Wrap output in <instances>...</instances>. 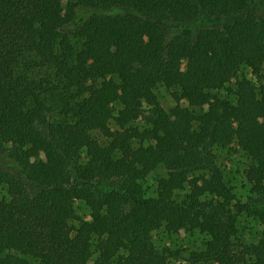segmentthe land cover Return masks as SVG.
Returning <instances> with one entry per match:
<instances>
[{
    "label": "trees",
    "instance_id": "16d2710c",
    "mask_svg": "<svg viewBox=\"0 0 264 264\" xmlns=\"http://www.w3.org/2000/svg\"><path fill=\"white\" fill-rule=\"evenodd\" d=\"M65 1L0 0V264H171L163 227L206 237L190 264H264V0ZM232 145L249 202L217 152Z\"/></svg>",
    "mask_w": 264,
    "mask_h": 264
},
{
    "label": "rangeland",
    "instance_id": "374dc122",
    "mask_svg": "<svg viewBox=\"0 0 264 264\" xmlns=\"http://www.w3.org/2000/svg\"><path fill=\"white\" fill-rule=\"evenodd\" d=\"M75 0H66L64 2L67 7L69 4L74 2ZM204 19L210 21V24L206 26H217L220 23L216 19H211L209 17H205ZM200 27V26H199ZM198 26H193L190 30V34H195L199 28ZM174 31L173 33H175ZM178 33L185 32L184 30L178 29ZM187 62H182V68L185 69ZM242 75L246 77H250V71L245 69L240 73L226 88L221 89L219 91H213L211 94L216 95L219 100H221L220 104L226 100H233V95L230 94L229 90L234 89V84L238 78H241ZM156 95L159 104L166 110H170L175 106V101L172 98L171 91L164 86H159L156 89ZM213 102V98L210 100ZM182 105L186 106L187 102L183 101ZM208 105L205 106L206 109ZM200 113V110L196 111ZM240 122L235 121V125H238ZM94 135L96 137H102L100 131H95ZM218 154L222 156L221 163L224 174L226 178L230 182V187L235 193L238 200L241 202H249L250 197L252 196L250 191V186L245 178L246 171L248 166L250 165V159L248 156L240 149V147L236 145L229 146L225 149L217 150ZM168 176V170L159 166L153 173L150 175L146 185L148 186V192L152 193L154 190L155 180L164 178ZM76 211L77 213L84 219L90 220V211L88 208L82 204L80 201L76 202ZM239 229L243 237H246L247 240H254L257 237L261 236L262 228L258 226L257 222L251 218L242 217L239 221ZM151 239L155 246L162 250L164 248H168L172 251L173 254L177 255L174 257H178L176 260H172L171 264H190L188 262V257L190 253L194 250L202 248L205 245L206 237L198 232L197 230H182L177 233H170L164 227L154 231L151 234ZM177 252V253H176Z\"/></svg>",
    "mask_w": 264,
    "mask_h": 264
}]
</instances>
